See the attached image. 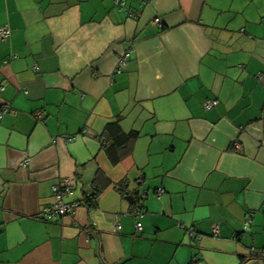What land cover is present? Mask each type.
Instances as JSON below:
<instances>
[{
    "label": "crops",
    "instance_id": "0c3cea01",
    "mask_svg": "<svg viewBox=\"0 0 264 264\" xmlns=\"http://www.w3.org/2000/svg\"><path fill=\"white\" fill-rule=\"evenodd\" d=\"M250 1L124 0L134 19L112 0H0V264H263L264 11L251 19ZM63 180L81 206L40 218Z\"/></svg>",
    "mask_w": 264,
    "mask_h": 264
},
{
    "label": "built area",
    "instance_id": "2783aa9c",
    "mask_svg": "<svg viewBox=\"0 0 264 264\" xmlns=\"http://www.w3.org/2000/svg\"><path fill=\"white\" fill-rule=\"evenodd\" d=\"M114 5L119 8V10L125 11L126 15L129 18H138V14H135L134 12L128 10L125 7V2L124 0H112ZM154 25H160V19L155 18L152 22ZM11 35V30L8 26H2L0 27V41H5L7 40ZM130 51H124L122 54L117 59L115 70L113 75L121 73L127 66L128 58H129ZM35 71H37V67L35 66L33 68ZM263 76H258V80L261 81ZM219 104L218 100L216 99H209L206 100L203 103V109L208 111L211 110L215 107H217ZM9 111L8 107H5L0 110V118L3 113H6ZM38 117V116H37ZM262 117L264 118V110L262 112ZM239 147V145H236ZM28 161H24L22 163V166H24ZM65 183H67V180H63V182L58 183L57 185L52 187L53 195H54V202L44 208L40 211V218L44 220H55L59 218H63L65 216H69L74 214L76 209H78L81 206L80 202H65L64 199L72 194V190L70 187H68ZM162 194V191H159L157 194L160 196ZM142 212H139L137 216H141ZM250 225V221H246L244 223V229H247L248 226ZM141 227L140 223L136 224V229L139 230ZM117 230H120V225L116 226ZM213 234H217V228H213ZM252 255H254L256 258L260 259L263 264H264V248H252L251 249Z\"/></svg>",
    "mask_w": 264,
    "mask_h": 264
},
{
    "label": "trees",
    "instance_id": "16d2710c",
    "mask_svg": "<svg viewBox=\"0 0 264 264\" xmlns=\"http://www.w3.org/2000/svg\"><path fill=\"white\" fill-rule=\"evenodd\" d=\"M109 130H110L113 134H114V132H115V133H119L120 136L117 137V138H122V139H123V136H124V137L126 136V135H124L123 132H121V131L119 130V126H118V124H113V125L109 126ZM112 133H111V134H112ZM135 135H136V134H135ZM128 136L131 137V138H134L133 134H129ZM115 139H116V138H115ZM96 196H97V194H96L95 191H93L91 194L87 195L86 198H85V204H87L88 206L92 207V206L94 205V201H95V199H96Z\"/></svg>",
    "mask_w": 264,
    "mask_h": 264
},
{
    "label": "rangeland",
    "instance_id": "374dc122",
    "mask_svg": "<svg viewBox=\"0 0 264 264\" xmlns=\"http://www.w3.org/2000/svg\"><path fill=\"white\" fill-rule=\"evenodd\" d=\"M264 1V0H263ZM261 3V1L259 0H257V1H254V2H252V1H250V2H248V4H247V6H246V8H245V11H246V13L248 14V16L252 19V16L249 14V12L250 11H255V10H257V7H256V4L258 5V6H260L261 7V9H263V11H264V4H260ZM253 29H256L255 31L260 35H264V18H263V22L261 23V24H258L257 26H255Z\"/></svg>",
    "mask_w": 264,
    "mask_h": 264
},
{
    "label": "water",
    "instance_id": "95a60500",
    "mask_svg": "<svg viewBox=\"0 0 264 264\" xmlns=\"http://www.w3.org/2000/svg\"><path fill=\"white\" fill-rule=\"evenodd\" d=\"M126 200L129 201L130 203H133V197L126 198Z\"/></svg>",
    "mask_w": 264,
    "mask_h": 264
}]
</instances>
